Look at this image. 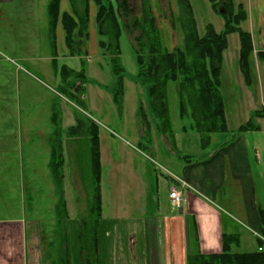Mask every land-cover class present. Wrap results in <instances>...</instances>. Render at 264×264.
I'll return each instance as SVG.
<instances>
[{"label": "rangeland", "instance_id": "374dc122", "mask_svg": "<svg viewBox=\"0 0 264 264\" xmlns=\"http://www.w3.org/2000/svg\"><path fill=\"white\" fill-rule=\"evenodd\" d=\"M48 2L49 0L16 1L12 10L18 11L16 19H19L21 25L18 34L2 31L6 22L0 20V36L9 45L8 47L7 42H0V51L5 58L14 59L16 66L21 69L19 84L17 76L13 78L11 88L14 100L11 101V107L4 102V116L0 117V130L3 128L5 136L2 155L5 158V191H0V216L8 218L22 215L24 203L25 214L38 220V236L43 239L42 253L45 264H65L62 258L65 247L56 231V208L64 195V175L67 174L68 181H65V186L71 226L76 219L79 221L89 215L93 190L89 139L92 121L100 127L104 219L120 215L127 217V222L158 219L160 212L164 213L171 208L168 188L175 171L170 161L174 160V157L170 158L172 155L163 137L155 133L152 127L150 132H146V126L138 116L142 103L146 105L149 122L153 120L148 110L147 91L135 79L138 65L133 51V38L129 34H123L121 39V61L125 76L123 106L120 112L114 104L111 91L98 84L110 85L113 76L108 58L102 54L103 50L94 51V38H91L87 56L84 57L88 79L84 86L85 97L76 91L78 84H81L80 80L70 76L63 82L58 74L60 72L56 74L51 62ZM129 2L130 17L142 15L143 0ZM150 2L158 25L163 30L167 47L170 50L177 45L183 47L182 32L178 29L177 33L171 25L173 17H179L176 0ZM191 3L199 34L204 35L209 24H212L218 33L225 29V18L214 10L210 0H191ZM78 4L82 10L84 1L78 0ZM247 26L248 24H242L243 29H247ZM137 34L139 32H135V35ZM59 60L70 67H78L80 70L83 68L82 58L78 56ZM249 62L250 83L241 66L239 33L229 34L228 46L223 52L221 91L228 105L227 117L232 129L244 119L237 114L246 103L243 99L250 97V94L254 95L258 105L261 95L264 94V62L254 51ZM26 71L30 73V79ZM177 89V83L169 84L170 117L173 132L179 142L178 151L180 155L190 159H199L204 153L200 147L203 139L197 132L191 133V117L181 118ZM54 111L57 112L56 116H53ZM54 117L61 128L60 140L69 147L68 154L65 155L66 165L63 149L64 164L59 170V177L48 164V142L56 130ZM78 118L84 124V133L72 138L69 129L77 124ZM184 126L188 128L187 133L182 130ZM51 140L55 144L50 141L52 147L59 151V139L52 135ZM183 140L185 144L181 146ZM172 142L170 137L168 144L172 145ZM77 200L79 208L84 210L82 217ZM249 236L255 245V239L250 232ZM161 245L162 248L160 245H150L152 253L153 250L158 253L161 250L163 255L164 245ZM245 248L250 249L247 243L238 250Z\"/></svg>", "mask_w": 264, "mask_h": 264}, {"label": "crops", "instance_id": "0c3cea01", "mask_svg": "<svg viewBox=\"0 0 264 264\" xmlns=\"http://www.w3.org/2000/svg\"><path fill=\"white\" fill-rule=\"evenodd\" d=\"M16 1L0 0V20L6 22L2 31L20 33L21 25L19 19H16L18 11L12 10ZM50 2L51 0L47 5L49 32L51 30ZM235 2L237 5L243 4L247 11V19L242 24H248L247 29L244 30L251 33L253 51L258 54L259 51L264 50V0H235ZM88 6L90 38L87 47L89 48L91 38H94V43L97 45L96 47L94 44V51L99 52V36L95 23L98 7L95 0H88ZM65 13L75 16L71 0H60L55 26L56 50L53 48L52 40L50 41L51 62L54 67L53 60L56 58L59 68L65 64L60 63L59 58L75 57L70 54L67 46L66 30L63 24ZM0 42L6 43L7 41L4 42L0 36ZM7 46L9 47L8 42ZM1 52L0 117H3L4 102L8 107H11V101L14 100L11 88L13 78L17 76L19 84L21 69L16 66L14 59L5 58ZM70 68L78 69V67ZM109 68L112 73L110 65ZM137 71L138 68L136 73ZM58 74L60 75V73ZM26 75L30 79V73L27 72ZM111 81H113V77ZM255 101V96L251 94L250 97L243 99V102L246 103L237 114L244 119L232 129L227 117L228 105L225 100L228 129L224 132L213 133L206 146L201 143L200 147L204 153L199 159H190L180 155L177 136L175 137L174 134L172 145H169L170 136L161 133L154 120L150 121L154 132L159 133L168 145L172 155L170 158L174 157V160L170 159V161L173 163L172 168L175 172L168 188V200L171 208L164 213L160 212L158 219L155 218L153 221L147 219L146 222H133L132 220L127 222V217L121 215L110 216L107 220L102 215L98 234L99 264H187L190 253L200 251L206 255L221 254L224 249V236L232 239L229 243L232 253L255 252L261 249L259 240L264 241L263 225L260 218V210H264V116L255 118L259 126L258 129L240 131V128L248 123L254 112L264 110V94L261 95L258 105ZM141 106L145 107L146 105L141 103ZM144 110L147 111L146 107ZM1 125H3V120ZM190 127L191 133L196 132L191 125ZM182 130L187 133V126H184ZM52 135L48 142L50 148L48 164L51 161ZM140 144L143 145L142 142ZM184 144L185 140L181 146ZM62 145L65 156L68 154L69 147L63 143ZM4 148L5 136L2 128L0 130V191L2 193L5 191L3 167L5 158L2 156ZM153 150L156 152L155 147ZM72 159L75 158L72 157ZM65 160L66 165V156ZM65 181H68L67 174L64 175V197L66 199ZM175 186L182 191L183 203L180 209L170 198V191ZM66 201L70 264H83L80 240L82 219L79 221L76 219L71 226L68 200L66 199ZM77 206L82 211V217L84 210L79 208L78 200ZM73 208H75L74 205ZM119 210L121 211L122 208ZM78 212L81 214L80 211ZM249 232L255 239V245L253 239L249 238ZM38 234L40 235L38 220L25 214L24 203L22 215L8 218L0 216V264H45L42 253L43 239ZM244 239L247 240L244 241ZM161 243L164 245V254H161V250L160 253L156 250H153L152 253L150 245H160L162 248ZM246 243L250 247L249 250L248 248L238 250Z\"/></svg>", "mask_w": 264, "mask_h": 264}, {"label": "trees", "instance_id": "16d2710c", "mask_svg": "<svg viewBox=\"0 0 264 264\" xmlns=\"http://www.w3.org/2000/svg\"><path fill=\"white\" fill-rule=\"evenodd\" d=\"M82 10L78 0H71L75 16L67 13L63 16V24L66 30L67 46L72 56L82 58L83 68L74 70L68 65L59 68L56 58L53 60L56 72H60L63 82L72 76L80 80L76 91L85 97V84L87 75L85 71V56H87V43L89 41V6L88 0H83ZM216 12L223 15L226 20L225 29L218 33L212 24L207 26L204 35L199 34L194 9L191 0H176L179 8V17H173L171 23L173 30L179 29L183 34V47L178 45L170 50L167 47L163 30L159 27L150 0H143V13L140 16L131 15L129 0H95L98 7L96 16V28L99 36V47L102 54L108 58L111 67L113 81L110 85H103L113 94L114 104L122 111L124 98L125 68L121 61V39L123 34H129L133 38V48L136 55L138 71L136 81L146 89L148 110L157 129L171 138L174 136L169 107V84L177 83L180 102L181 118H192V129L198 132L206 146L213 133L227 131L226 103L221 91V71L223 52L228 46V35L238 32L241 43V66L247 81L250 77V55L254 50L253 38L250 32L244 30L241 24L247 19V11L243 4L237 5L235 0H210ZM60 9V0H51L49 5L51 40L56 50L55 26ZM135 32L139 34L135 35ZM178 33V32H177ZM56 56V55H55ZM258 57L264 62V50L259 51ZM62 90V89H61ZM82 102V100H81ZM53 116L57 112L54 111ZM140 121L146 126V132H150L151 124L143 106L138 112ZM264 116V110L252 114L248 123L240 128V131L256 130L258 124L255 118ZM54 137L59 139V151L52 147L50 166L53 173L58 175L63 167V145L54 117ZM84 133L82 120L77 119V124L69 129L70 137H76ZM59 137V138H58ZM91 173H92V200L89 207V215L81 220L80 240L82 245V263L99 264L98 234L100 220L103 215L102 201V160L100 127L95 121L91 122L89 130ZM52 144H54L52 142ZM55 145V144H54ZM56 155L58 158H56ZM62 178V175H61ZM57 234L61 237L65 247V264H70L68 254L67 225L68 209L67 201L62 195L56 208ZM260 218L263 225L264 236V210H260ZM224 236V249L221 254L206 255L198 251L188 255L187 264H264V241L259 240L260 248L255 252L232 253L230 241Z\"/></svg>", "mask_w": 264, "mask_h": 264}, {"label": "built area", "instance_id": "2783aa9c", "mask_svg": "<svg viewBox=\"0 0 264 264\" xmlns=\"http://www.w3.org/2000/svg\"><path fill=\"white\" fill-rule=\"evenodd\" d=\"M170 198L173 200L175 206L180 209L183 203L182 191L178 187H173L170 191Z\"/></svg>", "mask_w": 264, "mask_h": 264}]
</instances>
